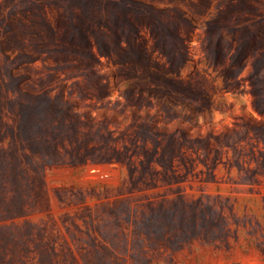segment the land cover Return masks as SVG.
I'll return each instance as SVG.
<instances>
[{
  "label": "rangeland",
  "instance_id": "1",
  "mask_svg": "<svg viewBox=\"0 0 264 264\" xmlns=\"http://www.w3.org/2000/svg\"><path fill=\"white\" fill-rule=\"evenodd\" d=\"M0 264H264V0H0Z\"/></svg>",
  "mask_w": 264,
  "mask_h": 264
},
{
  "label": "built area",
  "instance_id": "2",
  "mask_svg": "<svg viewBox=\"0 0 264 264\" xmlns=\"http://www.w3.org/2000/svg\"><path fill=\"white\" fill-rule=\"evenodd\" d=\"M91 171L94 173L100 172V169L97 167L91 168Z\"/></svg>",
  "mask_w": 264,
  "mask_h": 264
}]
</instances>
